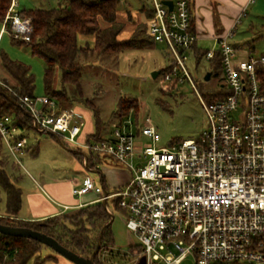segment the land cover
Returning a JSON list of instances; mask_svg holds the SVG:
<instances>
[{"label": "built area", "instance_id": "2783aa9c", "mask_svg": "<svg viewBox=\"0 0 264 264\" xmlns=\"http://www.w3.org/2000/svg\"><path fill=\"white\" fill-rule=\"evenodd\" d=\"M238 23L240 17L234 26ZM145 26L146 36L166 47L169 62L162 82L174 87L192 83L187 66L198 37L191 31L187 0L174 1L171 11L152 0ZM1 28L0 36L7 32L13 40H30L31 20L20 17L16 0H10ZM231 34L218 37L216 50L202 58L208 62L217 53L222 73L219 90L202 102L206 130L167 147L157 146L161 137L148 117L141 124L123 118L101 139L83 140L84 122L73 109L58 112L55 100L20 96L0 81L35 130L129 172L127 183L116 191H105L86 177L71 192L93 193L97 202L106 201L108 211L107 202L117 201L126 229L139 243V251L132 253L135 264L141 256L145 264H189L188 259L192 264H264V94L256 76L264 69V55L236 60ZM20 131L12 117L0 115V138L17 167L26 147ZM140 137L148 143H136ZM98 165L88 169L96 171Z\"/></svg>", "mask_w": 264, "mask_h": 264}, {"label": "trees", "instance_id": "16d2710c", "mask_svg": "<svg viewBox=\"0 0 264 264\" xmlns=\"http://www.w3.org/2000/svg\"><path fill=\"white\" fill-rule=\"evenodd\" d=\"M9 5L10 0H0V25ZM117 9L118 0H64L58 7L50 10L33 9L18 12L20 17L31 20L32 33L28 42L13 39L12 42L26 46L33 56L43 61L45 96L56 101L58 112L73 108L74 103L78 100L93 109L95 133L84 138L81 134L83 140H99L107 130L95 108L87 100H83L81 85L83 64L99 61L106 55L117 54L124 50L143 48L149 42L148 39L143 38L144 36L142 37L140 30L134 32L129 39H118L121 25L116 22ZM151 16L152 11L150 10L148 18ZM100 20L107 23L108 26L101 29ZM78 35H92L93 46H79L77 44ZM205 53H196L195 62L199 63ZM207 63L209 64L208 71L212 75L221 72L220 58L217 53ZM0 65L12 81L10 84L9 81L2 78V82L20 96L33 97L34 78L27 66L10 60L2 53L0 54ZM56 71L60 72V88L58 90L54 89ZM256 76L260 92L264 94V69L257 70ZM213 97L221 99V96ZM210 98L211 96L208 97V99ZM137 109L138 101L136 99L121 97L117 101V109L113 113V118L116 123H119L129 111ZM0 115L12 117L21 130L34 129L19 101L1 87ZM83 130L84 127L82 132ZM2 150L4 147L0 138V191L5 195V210L0 214V224L26 228L44 234L53 238L67 250L81 257L89 258L96 247L102 228L109 221L108 211L102 203L94 202L85 205L77 209L78 213L75 216L61 214L41 221L17 219L21 208V190L11 182L6 172V162L2 156ZM74 155L80 161L83 159L80 153ZM101 159L87 154L86 167L94 168L96 164H100L103 160ZM103 162L106 161L103 160ZM103 188L107 191L104 185ZM113 201L116 202V200ZM121 211L125 216V212ZM110 228L111 224L105 228L102 234L100 248L94 258L95 264H104L100 258L101 253L113 248V236ZM43 248L48 247L33 239L0 234V264H27L30 260H32V264H45L47 261L57 259V254L40 256Z\"/></svg>", "mask_w": 264, "mask_h": 264}, {"label": "rangeland", "instance_id": "374dc122", "mask_svg": "<svg viewBox=\"0 0 264 264\" xmlns=\"http://www.w3.org/2000/svg\"><path fill=\"white\" fill-rule=\"evenodd\" d=\"M64 0H16L18 12L43 9L50 10L58 7ZM100 23L104 21L100 20ZM0 25V30H1ZM143 37V33L141 34ZM92 35H78L79 46H92ZM145 38V35L143 37ZM233 42L234 39L232 40ZM257 54L264 50H255ZM5 54L10 60L24 64L30 69L34 78L33 97L45 96L43 73V61L33 56L24 45H17L7 32L0 36V54ZM169 62L164 44L154 43L151 40L143 48L128 49L117 54L106 55L99 61L83 64L81 73V85L83 100H87L97 111L99 118L107 127L106 133L116 123L113 113L117 109V101L121 97L134 98L138 101V109L129 111L123 118H132L133 122L148 117L152 125L157 129L161 140L158 147H167L171 142L183 139H193L206 130L207 120L202 102H207L208 97L219 90V82L222 73L213 74L209 81H204L209 64L203 59L196 66L188 63V73L192 83L185 80L175 87L170 83L162 82V71ZM159 72L156 78L152 74ZM60 72H55L54 89L58 90ZM4 78L11 84L10 77L2 70L0 65V81ZM193 84L194 87L191 86ZM74 108L83 112L86 122L94 125L93 109L86 106L83 101H76ZM134 129L136 126L134 125ZM26 139V147L18 154L20 166L14 165L12 158L6 150H2V156L6 162V172L16 186L29 185L30 177L38 178L39 173H45L47 177L55 174H64L76 179L80 184L85 175L98 183V174L87 172L81 165V161L69 151L60 147L56 139L49 134H44L35 129L20 131ZM55 139V140H54ZM57 142V143H56ZM148 143L142 137L136 143ZM80 153L88 154L85 150ZM102 160V159H101ZM103 160L99 169H103ZM122 171L129 172L125 168ZM126 175V173H124ZM126 177V176H125ZM79 184V186H80ZM81 201V197L75 200ZM117 201L109 200L108 209L113 216L111 234L113 236V248L102 252L100 258L104 264H135L133 252L138 251L139 243L133 233L125 227V216L117 206ZM5 210V195L0 191V214ZM74 210L66 216L77 215ZM56 255L52 250L43 248L40 256ZM192 264V260L186 261ZM27 264H32L30 260ZM45 264H72L63 257L57 256L55 261H47Z\"/></svg>", "mask_w": 264, "mask_h": 264}, {"label": "crops", "instance_id": "0c3cea01", "mask_svg": "<svg viewBox=\"0 0 264 264\" xmlns=\"http://www.w3.org/2000/svg\"><path fill=\"white\" fill-rule=\"evenodd\" d=\"M157 1L174 2L176 0ZM187 2L191 13V31L198 37L190 61L192 64L196 63L195 58L199 52L215 51V40L231 30L229 43L235 48L236 60L264 55V52H260V54L255 52L256 48L264 50V0H187ZM150 10L152 11V0H118L116 22L121 25L118 39H129L134 32L140 30L145 38L150 40L145 34V23L149 19ZM239 17L240 23L234 26ZM99 26L104 29L108 24L99 21ZM233 39L235 42L232 41ZM93 41L92 37V46ZM71 109L84 122L82 137L95 133L94 125L92 127L90 121L84 120L83 112L74 107ZM106 134L105 131L101 138ZM81 165L87 172L98 174V183L92 180L97 185H102V187L104 185L107 191H116L122 188L129 179V174L126 171L120 170V167L113 164H107V162L103 163L102 170L97 164L98 171L89 170L83 164V159ZM66 174L67 172L47 177L45 173H39L38 178L30 177L32 183L29 182L28 186L18 184L17 187L21 190V208L17 219L41 221L52 216L68 214L85 205L97 202L98 197L93 193L77 196L81 197V201L80 199L79 201L75 200L76 196L71 191L77 188L80 183L74 178L64 176ZM86 177L89 176L85 175L83 179Z\"/></svg>", "mask_w": 264, "mask_h": 264}, {"label": "water", "instance_id": "95a60500", "mask_svg": "<svg viewBox=\"0 0 264 264\" xmlns=\"http://www.w3.org/2000/svg\"><path fill=\"white\" fill-rule=\"evenodd\" d=\"M162 5L167 6L169 8V11H171L173 2L172 1H162ZM158 75H159V72H155V73L152 74V77L156 78ZM211 75H212L211 72H209V71L206 72L205 76L203 78L204 81H209V79L211 78ZM34 129H35V127H34ZM46 134L52 135L56 139L58 144L63 149L69 151L68 148L60 141V139L57 136H55V135H53L51 133H46ZM71 153L78 154L80 152L74 150V151H71ZM80 154H82V153H80ZM82 156L85 157L84 154H82ZM101 203H102L103 207L107 210L106 201L103 200V201H101ZM108 214H109V221L102 228V230H101V232H100V234L98 236L96 247H95L93 253L91 254V256L89 258L81 257V256H79V255L67 250L63 246H61L53 238L48 237V236H46L44 234L38 233L36 231L30 230V229L10 227V226H7V225L0 224V234L1 235H5V236H10V237H15V238L33 239V240L43 244L44 246L50 248L55 254H57L60 257H63L64 259H66L67 261L71 262L72 264H95L94 263V258H95L96 254L99 251L102 234H103L105 228H107L113 222L112 214L109 211H108ZM136 264H145V257L141 256Z\"/></svg>", "mask_w": 264, "mask_h": 264}]
</instances>
